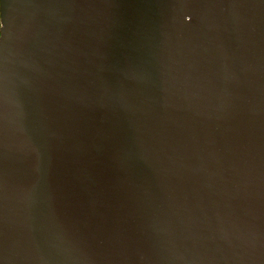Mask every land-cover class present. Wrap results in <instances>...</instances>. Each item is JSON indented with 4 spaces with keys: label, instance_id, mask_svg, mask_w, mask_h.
Wrapping results in <instances>:
<instances>
[{
    "label": "water",
    "instance_id": "water-1",
    "mask_svg": "<svg viewBox=\"0 0 264 264\" xmlns=\"http://www.w3.org/2000/svg\"><path fill=\"white\" fill-rule=\"evenodd\" d=\"M0 18V264H264V0Z\"/></svg>",
    "mask_w": 264,
    "mask_h": 264
},
{
    "label": "flooded vegetation",
    "instance_id": "flooded-vegetation-1",
    "mask_svg": "<svg viewBox=\"0 0 264 264\" xmlns=\"http://www.w3.org/2000/svg\"><path fill=\"white\" fill-rule=\"evenodd\" d=\"M0 27H1V18H0Z\"/></svg>",
    "mask_w": 264,
    "mask_h": 264
}]
</instances>
